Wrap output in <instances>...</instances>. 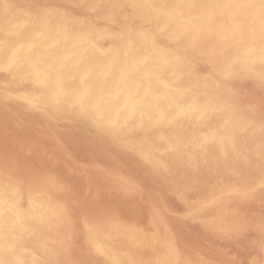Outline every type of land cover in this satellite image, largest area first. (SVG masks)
Returning a JSON list of instances; mask_svg holds the SVG:
<instances>
[{
  "label": "rangeland",
  "instance_id": "374dc122",
  "mask_svg": "<svg viewBox=\"0 0 264 264\" xmlns=\"http://www.w3.org/2000/svg\"><path fill=\"white\" fill-rule=\"evenodd\" d=\"M157 2L160 1L159 0H39V1L38 0H0V12L3 14V16L0 15V32L8 31L12 33L13 31L9 30L10 26L8 25L9 24L8 22H13V21L15 22V20L17 21L18 19L20 21H23L22 22L23 26H27L32 21L35 15L43 11L41 14H43L45 18H49L50 20H52L53 23L56 22H62L65 24L75 23L81 28L87 27L92 29L91 33H93L94 35H96L94 31L97 30L96 40L101 43L103 42L104 45L109 42V44H107L108 48H120V46H122L123 44H129L130 42L131 43L129 45L134 46L135 38L133 37H135L138 33H142L146 38L152 39L155 43L159 45L162 44L161 46H164L167 50H169L170 53L176 54L178 55V57L181 58L182 63L180 66H178V68L166 67V69L164 70V76L167 74L165 76L166 79L174 81L175 88L181 95L180 96L181 98L177 100V103L175 105L179 104L178 102H180L181 99L183 98L185 99L194 98L202 106L201 110L199 111L196 110L193 112H189V110L185 108V106H183L182 107L183 109L182 111H180V113L178 112L177 114L176 113L173 114L174 117H172L173 115L172 116L166 115L168 118L171 116V118H169L168 120V118L164 116L163 119L157 121L158 124L156 123L153 126L152 125L150 126L148 124L149 122L145 123L144 121H141L138 123L139 125L129 127L126 130L116 131L115 129H108V128L104 129L100 127V124L95 119H90V117L87 114L74 110L73 111L70 110L68 112H58L50 108L48 109V107L43 106L40 103L31 101L22 91L21 87H23V85L21 84L16 85L15 83H12V79L14 75L12 74L11 70L0 68V72H1L0 73V85H1L0 86V110H1L0 111V125H1L0 126L1 128L0 129V157H1L0 166L1 168H3L2 169L3 171L0 168V172H1L0 176L2 177V180L4 179L3 180L4 182L6 181V183L15 185L21 191L20 194L23 198L24 203L28 201L30 196L40 194L47 201L51 202L56 210L54 215L55 217L53 216L50 219V221L46 226L47 229H44L43 241H42L43 245H41L40 249H37V253L39 254V255L37 254L38 264L40 263L49 264L50 262L51 264H63V263L65 264V262H67L66 264H72V263L73 264H104V263L130 264L131 262H132L131 264H140V263L141 264H195L196 262H197L196 264H200V263L201 264H257V263L264 264V168H263L264 167V153H263L264 152L263 151L264 150V137H263L264 136V93H263L264 78L261 77L262 75L264 77V72H262V69L264 68L258 66V65H264L263 62L264 60L260 61V57L264 56V51H263L264 43H262L264 42V26H262V24L264 23V10H263L264 0H205L204 5L198 6L199 8L194 6L191 7L188 6L186 7V10L181 9V12L179 13L174 12L173 13L174 15L168 14V16L162 15L158 11V8L160 6L165 7L166 3L160 5V3ZM101 5L104 6L102 7ZM71 6L73 8H71ZM256 7L259 8L257 9ZM228 8H230V10ZM207 13H209V16L205 18L204 16ZM256 13L257 15H255ZM128 14H130V16ZM198 15L199 17H197ZM178 19H180V21ZM129 20L130 22H127ZM185 20L186 22H184ZM201 20H205V21H201ZM249 20L251 24L249 23ZM126 23H128V25ZM157 25L159 26L156 27ZM169 25L170 27H168ZM250 25H252L253 27ZM219 26L222 27L220 28ZM117 27H119V29ZM156 28H158V30ZM175 28L178 29L175 30ZM209 31H211L212 33ZM231 31H233V33ZM176 32L177 33L179 32L181 35L176 34ZM235 33H237L238 35ZM156 34L158 35L160 34L159 37L163 40L162 42H160L161 39L159 37L158 38L156 37L158 36ZM170 35H172L171 36L172 38H170ZM229 35L232 37H230ZM210 49L212 50L211 53L209 52ZM206 50L207 52L203 54ZM238 51L240 52L238 53ZM183 53L184 55H182ZM206 59L208 61H206ZM253 59L255 60L253 61ZM197 60L199 62H197ZM197 65L198 66L200 65L199 68ZM246 65H250L251 67ZM247 67L250 68L248 69ZM256 68L259 71H257ZM228 69L230 70L229 71L230 73L228 72ZM241 70L242 71L245 70L243 71L244 74L241 73L242 72ZM256 72L257 73L260 72V73L257 74ZM8 73L10 75H8ZM6 76H8L7 78H9L10 80L7 79ZM3 79L6 81H4ZM209 80H211V82ZM213 80L216 81L217 83L216 82L214 83ZM187 81H190L191 83L187 84L186 83ZM239 83L240 84L243 83V84L239 86L240 85ZM226 84H228V86ZM220 86L223 88H221ZM207 91L209 93H207ZM23 98L28 101L24 100ZM222 99H224V102ZM5 101L7 102L5 103ZM20 103L23 106L20 105ZM23 103H25V105ZM221 105L223 106V108ZM15 106L19 108L17 109L15 108ZM7 109L9 110V112H7L8 111ZM225 109L228 110V113L226 112L227 110ZM215 111H217L218 113ZM200 112L203 113V115ZM257 112H259L260 114L262 113L261 114L262 116H260V114H258ZM13 113L17 114L18 117ZM200 116L201 117L204 116V117L201 118ZM38 117L42 119L41 122ZM87 117H89V119ZM196 117L199 119L198 120L195 119ZM6 118L8 119L11 118V120H6ZM180 118L182 121L180 120ZM238 118H240V120ZM223 120L226 121L224 122ZM7 121L8 123H6ZM195 121H197V124ZM241 121L242 122L244 121L243 122L244 124H242ZM235 122H237L236 125ZM241 124L243 125V127ZM15 126L17 127L19 126V129ZM201 126L203 128H200ZM258 126L260 128H258ZM62 128L64 129V131ZM20 129L23 130L21 131ZM141 129L143 131H141ZM228 129L230 130V132L228 131ZM249 129L252 133L249 131ZM137 130L138 132H136ZM246 130L249 132H247ZM23 133H25V135ZM228 134L230 136H228ZM205 135L206 138L204 139ZM172 136H174V138ZM189 137H190V141H189ZM103 138H105L106 140ZM108 139H112V142L111 140ZM21 141L23 142L21 143ZM251 141H253L254 143ZM122 144L123 145L125 144V146H123ZM249 144L250 146H252L250 148L251 150L249 149L250 147ZM198 145L199 147H197ZM219 145L222 148L219 147ZM154 148L156 151L154 150ZM143 157L144 159L145 158L146 159L144 160ZM194 159L196 160L194 161ZM228 161L230 162V164ZM261 163L263 164L260 165ZM7 164L8 166L11 164V167H8ZM142 164H144L143 165L144 167L142 166ZM212 166L214 169L212 168ZM138 167L141 169H139ZM97 168H99L100 170ZM5 169L8 171H6ZM164 169L167 170V172L164 171ZM100 172L103 175H101ZM10 173L12 174L14 173L15 176L14 174L12 175ZM7 174L14 179L12 180V182H9L11 181L10 177H9L10 179L9 178L5 179L6 177H8ZM107 176L109 179L107 178ZM168 177L171 178L169 179ZM175 177L178 178L176 179ZM226 179L228 182L226 181ZM160 180L162 181L160 182ZM163 187H165V190ZM181 187L182 188L185 187L186 189L185 188L182 189ZM213 187H215V189ZM158 192L160 194V195L158 194L159 196L157 195ZM152 198L155 199L157 198L158 201ZM249 200L250 202H248ZM237 203L239 206L237 205ZM201 205H205V206L208 205V206L206 208H204L205 206L204 207L202 206L201 208H199L201 210H199L198 207H200ZM229 205H231L230 206L231 208L229 207ZM155 210H156V214H155ZM190 211L191 213H189ZM192 211L194 212V215ZM115 215L116 217H114ZM122 216L124 217L122 218ZM119 217L122 218V219L120 218V222L118 221ZM127 218H129L130 220ZM100 221H102L103 223ZM125 222H127L129 225H127V223ZM53 224L55 225V228ZM150 224L154 227L152 228ZM100 225H102V227ZM68 228L70 229L68 230ZM109 228L111 229L113 228V229L109 230ZM99 229H102L104 231L102 230L100 231ZM130 229L134 231L131 230L132 231L131 232ZM84 231L86 232V234ZM123 231L125 234L123 233ZM139 232L141 233V235ZM105 233H107V235H104ZM78 234L79 235L81 234L82 237L77 236ZM132 234L135 235L132 236ZM147 234L149 235V237ZM137 235H139L140 237H138ZM63 236H65L66 238H64ZM127 237H129V239ZM47 238H49L50 240ZM115 238L116 239L118 238V240H116ZM112 239L114 240L113 242H111ZM137 240L138 243L136 242ZM106 241L110 242V244L108 242L106 243ZM62 244L63 245L66 244L64 245L65 247ZM173 244L175 245L173 246ZM142 245L143 247H141ZM118 246L120 247V249H118L119 248ZM112 247L113 249H111ZM130 249L132 250L130 251ZM147 249H149L150 251L149 250L147 251ZM259 249L260 251L258 252ZM72 252L73 253L77 252V253L73 254ZM53 254L55 255L57 254L56 260H52L55 259V255ZM116 254H118L119 256ZM90 255L92 259L90 258ZM59 257H61L60 261H58ZM66 257L69 259L67 260ZM131 257H134L133 261H132L133 258ZM158 257L160 258V260H157L159 259ZM90 259L93 260L94 262L91 261ZM114 259L115 261L117 260L118 262L116 261L117 263H115ZM63 260L66 261L62 262ZM191 260L194 261V263ZM47 261L50 262L47 263ZM101 261H103V263H101ZM105 261H107V263Z\"/></svg>",
  "mask_w": 264,
  "mask_h": 264
},
{
  "label": "bare ground",
  "instance_id": "6f19581e",
  "mask_svg": "<svg viewBox=\"0 0 264 264\" xmlns=\"http://www.w3.org/2000/svg\"><path fill=\"white\" fill-rule=\"evenodd\" d=\"M39 1V0H38ZM160 3H166L165 7L160 6L158 11L165 16L179 13L181 9L186 10L188 6L198 7L204 5L205 0H159ZM6 2V1H5ZM9 2V1H8ZM79 2V1H78ZM207 2V1H206ZM216 2V1H215ZM245 2V1H244ZM247 2V1H246ZM10 3V2H9ZM40 3V2H38ZM58 3V2H57ZM122 3V2H121ZM241 3V2H240ZM251 3V2H250ZM8 4V3H6ZM11 4V3H10ZM256 4V3H255ZM259 4V3H258ZM53 5V4H52ZM110 5V4H109ZM143 5V3H142ZM210 5V4H209ZM225 5V3H224ZM264 5V4H263ZM70 6V5H69ZM85 6V5H84ZM83 6V7H84ZM102 6V5H101ZM104 6V5H103ZM102 6V7H103ZM106 6V5H105ZM138 6V5H137ZM158 6V5H157ZM251 6V5H250ZM253 6V5H252ZM260 6V5H259ZM61 7V6H60ZM125 7V6H124ZM227 7V6H226ZM71 8H73L71 6ZM126 8V7H125ZM199 8V7H198ZM257 8V7H256ZM259 8V7H258ZM257 8V9H258ZM128 9V8H127ZM148 9V8H147ZM227 9V8H226ZM230 10V8H228ZM238 9V8H237ZM246 9V8H245ZM251 9V8H249ZM14 10V9H13ZM42 10V9H41ZM113 10V9H112ZM129 10V9H128ZM248 10V9H247ZM256 10V9H255ZM264 10V8H263ZM33 11V10H32ZM40 11V10H39ZM77 11V10H76ZM79 11V10H78ZM82 11V10H81ZM116 11V10H115ZM192 11V10H191ZM43 12V11H42ZM41 12V13H42ZM122 12V11H120ZM131 12V11H130ZM133 12V11H132ZM141 12V11H140ZM156 12V11H154ZM187 12V11H186ZM194 12V11H193ZM229 12V11H227ZM261 12V11H260ZM40 12L35 15L27 26H23L19 19L13 23L8 22L12 33L8 31L0 32V68L10 69L13 76L12 83L23 85L21 87L24 94L31 101L40 103L48 109L58 112H68L70 110L87 114L90 119H95L102 128L126 130L129 127L139 125L141 121L149 122L151 126L155 125L158 120L164 116L177 114L182 111L185 106L189 112L201 110L202 106L194 99H181L179 104L177 100L181 95L175 88L173 80H167L164 76L166 67L178 68L181 65V58L178 55L170 53L164 46L155 43L152 39L146 38L142 33H138L135 37L134 46L123 44L120 48H108L107 44L96 40L97 30L95 34L91 33L92 29L87 27H79L75 23L65 24L62 22L53 23L49 18H45ZM102 13V12H101ZM106 13V12H105ZM116 13V12H115ZM136 13V12H135ZM254 13V12H253ZM33 14V13H32ZM100 14V13H99ZM134 14V13H133ZM145 14V12H144ZM143 14V15H144ZM155 14V13H154ZM195 14V13H194ZM205 14V13H203ZM0 15L3 14L0 12ZM21 15V14H19ZM82 15V13H81ZM84 15V14H83ZM86 15V14H85ZM88 15V13H87ZM130 16V14H128ZM147 15V14H146ZM145 15V16H146ZM174 15V14H173ZM200 15V14H199ZM199 15L197 17H199ZM202 15V14H201ZM222 15V14H221ZM247 15V14H245ZM257 15V13L255 14ZM176 16V15H175ZM181 16V15H180ZM209 13L204 17L207 18ZM223 16V15H222ZM134 17V16H133ZM150 17V16H149ZM196 17V16H195ZM213 17V16H212ZM215 17V16H214ZM13 18V17H12ZM130 18V17H129ZM163 18V17H162ZM181 18V17H180ZM191 18V17H190ZM194 18V17H193ZM221 18V17H220ZM232 18V17H231ZM253 18V17H252ZM3 19V18H2ZM16 19V18H15ZM116 19V18H115ZM119 19V18H118ZM117 19V20H118ZM149 19V18H148ZM170 19V18H169ZM202 19V18H201ZM215 19V18H214ZM237 19V18H236ZM255 19V18H254ZM116 20V21H117ZM128 20V19H127ZM163 20V19H162ZM165 20V19H164ZM173 20V19H172ZM180 21V19H178ZM184 20V19H183ZM190 20V19H189ZM193 20V19H192ZM200 20V19H197ZM230 20V19H229ZM161 21V20H160ZM205 21V20H201ZM246 21V20H245ZM261 21V20H260ZM259 21V22H260ZM124 22V21H123ZM127 22H130L127 21ZM141 22V20H140ZM163 22V21H162ZM176 22V21H175ZM174 22V23H175ZM186 22V20L184 21ZM207 22V21H206ZM216 22V21H215ZM220 22V21H219ZM225 22V21H224ZM104 23V22H103ZM119 23V22H118ZM146 23V22H145ZM169 23V22H168ZM249 23L251 24L250 20ZM128 25V23H126ZM160 24V23H159ZM167 24V22H166ZM211 24V23H210ZM209 24V25H210ZM6 25V23H5ZM100 25V22H99ZM103 25V24H102ZM105 25V24H104ZM109 25V24H108ZM121 25V24H119ZM118 25V26H119ZM148 25V24H147ZM151 25V24H150ZM165 25V24H164ZM134 26V24H133ZM140 26V25H139ZM157 25L156 27H158ZM166 26V25H165ZM176 26V25H174ZM229 26V25H228ZM246 26V24H245ZM252 26V25H250ZM264 26V23L262 24ZM127 27V26H126ZM149 27V26H148ZM163 27V25H162ZM170 27V25L168 26ZM205 27V26H204ZM215 27V26H214ZM220 27V26H219ZM222 27V26H221ZM220 27V28H221ZM225 27V26H224ZM253 27V26H252ZM116 28V27H115ZM119 29V27H117ZM173 28V27H172ZM211 28V27H210ZM251 28V27H250ZM158 30V28H156ZM155 29V30H156ZM178 28H175V30ZM195 29V28H194ZM254 29V28H252ZM256 29V28H255ZM154 30V29H153ZM166 30V29H165ZM174 30V29H173ZM180 30V29H179ZM198 30V29H197ZM230 30V29H229ZM244 30V29H243ZM242 30V33H243ZM126 31V30H125ZM135 31V30H134ZM133 31V32H134ZM214 31V30H213ZM220 31V30H219ZM225 31V30H223ZM248 31V30H247ZM132 32V33H133ZM147 32V31H146ZM172 32V31H171ZM183 32V31H181ZM211 32V31H209ZM215 32V31H214ZM233 33V31H231ZM259 32V31H258ZM153 33V32H152ZM151 33V34H152ZM155 33V32H154ZM162 33V32H161ZM164 33V32H163ZM174 33V32H173ZM198 33V32H197ZM212 33V32H211ZM231 33V34H232ZM238 33V32H237ZM235 33V34H237ZM245 33V32H244ZM131 34V33H130ZM135 34V33H134ZM176 34H180L179 32ZM228 34V33H227ZM148 35V33H147ZM158 35V34H156ZM160 35V34H159ZM156 36L157 38L159 37ZM165 35V34H164ZM173 35V34H172ZM170 35V38H172ZM181 35V34H180ZM238 35V34H237ZM241 35V34H240ZM127 36V35H125ZM150 36V35H149ZM169 36V35H168ZM201 36V34H200ZM230 36V35H229ZM155 37V38H156ZM232 37V36H230ZM125 38V37H124ZM156 38V39H157ZM160 38V37H159ZM175 38V37H173ZM177 38V37H176ZM202 38V37H201ZM239 38V37H238ZM106 39V38H105ZM161 39V38H160ZM207 39V38H206ZM234 39V38H233ZM263 39V38H262ZM108 40V39H107ZM165 40V39H164ZM170 40V39H169ZM217 40V39H216ZM244 40V39H243ZM104 41V40H103ZM106 41V40H105ZM159 41V40H158ZM163 40L161 39L160 42ZM179 41V40H178ZM177 41V42H178ZM188 41V40H187ZM191 41V40H190ZM219 41V40H218ZM231 41V40H230ZM236 41V40H235ZM239 41V40H238ZM116 42V41H115ZM119 42V41H118ZM117 42V43H118ZM169 42V41H168ZM201 42V41H200ZM203 42V41H202ZM212 42V41H211ZM233 42V41H232ZM125 43V42H124ZM192 43V42H191ZM199 43V42H198ZM209 43V42H208ZM219 43V42H218ZM234 43V42H233ZM264 43V42H262ZM261 43V44H262ZM122 44V43H119ZM170 44V43H169ZM193 44V43H192ZM197 44V43H196ZM203 44V43H202ZM211 44V43H210ZM182 45V44H181ZM215 45V44H213ZM179 46V44H178ZM186 46V45H185ZM190 46V45H189ZM199 46V45H198ZM241 46V45H240ZM239 46V47H240ZM248 46V45H247ZM264 46V45H263ZM246 47V46H245ZM256 47V46H255ZM190 48V47H189ZM213 48V47H212ZM234 48V47H233ZM237 48V47H236ZM241 48V47H240ZM261 48V47H260ZM188 49V47H187ZM197 49V47H196ZM195 49V50H196ZM206 49V48H205ZM215 49V48H214ZM230 49V48H229ZM253 49V48H252ZM183 50V49H182ZM194 50V51H195ZM222 50V49H221ZM242 50V49H241ZM244 50V49H243ZM179 51V50H178ZM177 51V52H178ZM186 51V50H185ZM189 51V50H188ZM197 51V50H196ZM199 51V50H198ZM203 51V49H202ZM210 49V53H211ZM245 51V50H244ZM264 51V50H263ZM207 50L203 53L205 54ZM215 52V50H214ZM234 52V51H233ZM240 51H238L239 53ZM249 52V51H248ZM247 52V53H248ZM261 52V51H260ZM182 53V52H181ZM192 53V52H191ZM195 53V52H194ZM199 53V52H198ZM226 53V52H225ZM252 53V52H251ZM179 54V53H178ZM180 55V54H179ZM184 55V53L182 54ZM190 55V54H189ZM208 55V54H207ZM238 55V54H237ZM236 55V56H237ZM248 55V54H247ZM195 56V55H194ZM226 56V55H225ZM257 56V55H256ZM184 57V56H183ZM188 57V56H187ZM193 57V56H191ZM223 57V56H222ZM234 57V56H233ZM264 57V56H263ZM260 57V61L264 60ZM200 58V56H199ZM203 58V57H202ZM239 58V57H238ZM250 58V57H249ZM248 58V59H249ZM256 58V57H255ZM189 59V58H188ZM195 59V57H194ZM217 59V57H216ZM246 59V60H248ZM199 60V59H198ZM197 60V62H199ZM219 60V59H218ZM255 59H253L254 61ZM257 60V59H256ZM194 61V60H193ZM206 61H208L206 59ZM215 61V60H214ZM252 61V62H253ZM196 62V61H195ZM223 62V61H222ZM235 62V60H234ZM247 62V61H246ZM264 62V61H263ZM191 63V62H190ZM208 63V62H207ZM210 63V62H209ZM188 64V63H187ZM206 64V62H205ZM224 64V63H223ZM232 64V63H231ZM250 64V63H249ZM253 64V63H252ZM258 64V61H257ZM234 65V64H233ZM242 65V64H240ZM245 65V64H244ZM256 65V64H255ZM198 66V65H197ZM200 66V65H199ZM198 66V68H199ZM237 66V65H236ZM250 66V65H246ZM253 66V65H252ZM264 68V65H258ZM257 66V67H258ZM192 67V66H191ZM219 67V66H218ZM232 67V66H231ZM240 67V66H239ZM251 67V66H250ZM249 67V68H250ZM214 68V67H212ZM216 68V67H215ZM230 68V67H229ZM241 68V67H240ZM248 68V67H247ZM248 68V69H249ZM255 68V66H254ZM261 68V69H262ZM197 69V68H196ZM259 69V68H258ZM169 70V69H168ZM172 70V69H171ZM174 70V69H173ZM189 70V69H188ZM209 70V69H208ZM232 70V68H231ZM257 70V68H256ZM264 69H262V72ZM230 70L228 69V72ZM236 71V70H235ZM242 71V70H241ZM245 71V70H243ZM243 71L241 72L242 74ZM251 71V70H250ZM255 71V70H254ZM259 71V70H257ZM261 71V70H260ZM3 72V71H2ZM10 72V74H11ZM172 72V71H171ZM194 72V71H193ZM199 72V71H198ZM261 72V73H262ZM1 73V72H0ZM170 73V72H169ZM197 73V72H196ZM208 73V72H207ZM230 73V72H229ZM240 73V74H241ZM249 73V72H248ZM257 73V72H256ZM260 73V72H258ZM257 73V74H258ZM8 73V75H10ZM213 74V73H212ZM211 74V75H212ZM228 74V73H227ZM255 74V73H254ZM256 74V75H257ZM175 75V74H174ZM200 75V74H199ZM206 75V74H205ZM208 75V74H207ZM221 75V74H220ZM238 75V74H237ZM253 75V74H252ZM260 75V74H259ZM187 76V75H185ZM192 76V75H191ZM223 76V75H222ZM261 76V75H260ZM8 76H6L7 78ZM168 77V76H167ZM170 77V76H169ZM202 77V76H201ZM238 77V76H237ZM262 78L263 75L261 76ZM3 78V76H2ZM200 78V77H199ZM198 78V79H199ZM205 78V77H204ZM209 78V77H208ZM211 78V77H210ZM215 78V77H214ZM233 78V76H232ZM236 78V77H235ZM243 78V77H242ZM241 78V79H242ZM9 79V78H7ZM196 79V78H195ZM216 79V78H215ZM214 79V80H215ZM4 80V79H3ZM10 80V79H9ZM176 80V79H175ZM201 80V79H200ZM212 80V79H211ZM211 80H209L211 82ZM213 80V81H214ZM223 80V78H222ZM6 81V80H4ZM15 81V82H14ZM184 81V80H183ZM212 81V82H213ZM252 81V80H251ZM260 81V80H259ZM204 82V81H203ZM216 81H214L215 83ZM226 82V81H225ZM235 82V81H234ZM250 82V81H249ZM248 82V83H249ZM191 83L190 81L186 82ZM205 83V82H204ZM202 83V84H204ZM217 83V82H216ZM227 83V82H226ZM236 83V82H235ZM259 83V82H258ZM230 84V83H228ZM228 84H226L228 86ZM240 84V83H239ZM243 84V83H241ZM241 84L239 86H241ZM260 84V83H259ZM11 85V83H10ZM236 85V84H235ZM234 85V87H235ZM249 85V84H248ZM1 86V85H0ZM6 86V85H3ZM200 86V85H199ZM202 86V85H201ZM224 86V85H223ZM233 86V84H232ZM250 86V85H249ZM264 86V85H263ZM262 86V87H263ZM15 87V86H14ZM187 87V86H186ZM221 87V86H220ZM219 87V88H220ZM259 87V85H258ZM18 88V87H17ZM16 88V89H17ZM217 88V87H216ZM223 88V87H221ZM230 88V87H229ZM238 88V87H237ZM5 89V88H4ZM9 89V88H8ZM185 89V88H184ZM228 89V88H227ZM261 89V88H260ZM238 90V89H237ZM262 90V89H261ZM5 91V90H4ZM11 91V89H10ZM200 91V90H199ZM228 91V90H227ZM230 91V90H229ZM263 91V90H262ZM212 92V91H211ZM220 92V91H219ZM231 92V91H230ZM207 93H209L207 91ZM225 93V92H224ZM232 93V92H231ZM239 93V92H237ZM241 93V92H240ZM264 93V92H263ZM19 94V93H18ZM244 94V93H243ZM186 95V94H185ZM236 95V94H235ZM234 95V96H235ZM239 95V94H238ZM17 96V94H16ZM23 96V95H22ZM200 96V95H197ZM204 96V95H203ZM202 96V97H203ZM183 97V96H182ZM230 97V96H229ZM232 97V96H231ZM236 97V96H235ZM2 98V96H1ZM215 98V97H214ZM224 98V97H222ZM237 98V97H236ZM11 99V98H10ZM24 99V98H23ZM212 99V98H211ZM220 99V96H219ZM233 99V98H232ZM242 99V98H241ZM26 100V99H24ZM29 100V101H30ZM199 100V99H198ZM224 102V99H222ZM226 100V99H225ZM235 100V99H234ZM247 100V99H246ZM14 101V100H13ZM28 101V100H26ZM207 101V100H206ZM212 101V100H211ZM214 101V100H213ZM243 101V100H242ZM4 102V101H3ZM7 101H5L6 103ZM233 102V101H232ZM12 103V102H11ZM213 103V102H212ZM217 103V102H216ZM219 103V101H218ZM13 104V103H12ZM25 105V103H23ZM211 104V103H210ZM230 104V103H229ZM20 105H22L20 103ZM18 105V106H20ZM36 105V104H34ZM208 105V104H206ZM212 105V104H211ZM220 105V104H218ZM243 105V104H242ZM2 106V105H1ZM17 106V105H16ZM15 106V108H17ZM23 106V105H22ZM42 106V107H43ZM222 106V105H221ZM244 106V105H243ZM257 106V105H256ZM26 107V106H25ZM39 107V106H38ZM45 107V108H46ZM210 107V106H209ZM214 107V106H213ZM220 107V106H219ZM227 107V106H226ZM230 107V106H229ZM255 107V106H254ZM263 107V106H262ZM5 108V107H4ZM11 108V107H10ZM9 108V109H10ZM19 108V107H18ZM17 108V109H18ZM22 108V107H21ZM24 108V107H23ZM27 108V107H26ZM216 108V107H215ZM218 108V107H217ZM223 108V106H222ZM206 109V108H205ZM232 109V107H231ZM260 109V108H259ZM6 110V109H5ZM8 110V109H7ZM15 110V109H14ZM204 110V109H203ZM209 110V109H208ZM227 110V109H225ZM223 110V111H225ZM1 111V110H0ZM11 111V110H10ZM26 111V110H23ZM71 111V112H72ZM232 111V110H230ZM229 111V113H230ZM238 111V110H237ZM263 111V110H262ZM9 112V110L7 111ZM204 112V111H203ZM217 112V111H215ZM214 112V113H215ZM228 113V110L226 111ZM6 113V112H5ZM197 113V112H196ZM201 113V112H200ZM208 113V112H207ZM218 113V112H217ZM234 113V112H233ZM232 113V114H233ZM238 113V112H237ZM260 114L259 112H257ZM15 114V113H13ZM66 114V113H65ZM71 114V113H70ZM203 115V113H201ZM200 114V115H201ZM213 114V113H212ZM262 114V113H261ZM260 114V116H262ZM17 116V114H15ZM14 115V117H15ZM56 115V114H55ZM206 115V114H205ZM210 115V114H209ZM229 115V114H228ZM252 115V114H251ZM13 116V115H12ZM66 116V115H65ZM166 116V118H168ZM171 116L169 118H171ZM193 116V115H192ZM217 116V115H216ZM224 116V115H223ZM227 116V115H226ZM2 117V116H1ZM6 117V116H5ZM18 117V116H17ZM89 117H87L89 119ZM174 117V115L172 116ZM201 117V116H200ZM204 117V116H202ZM201 117V118H202ZM239 117V115H238ZM248 117V116H247ZM246 117V118H247ZM39 118V117H38ZM86 118V117H85ZM168 118V120H169ZM225 118V117H224ZM179 119V118H178ZM191 119V118H190ZM199 119V118H195ZM219 119V118H218ZM221 119V118H220ZM240 120V118H238ZM3 120V119H2ZM6 120H11L6 118ZM19 120V119H18ZM41 122V118H39ZM87 120V119H86ZM94 120V121H95ZM167 120V121H168ZM173 120V119H172ZM181 120V118H180ZM187 120V119H186ZM205 120V119H204ZM211 120V119H210ZM209 120V121H210ZM215 120V118H214ZM237 120V119H236ZM235 120V121H236ZM261 120V119H260ZM46 121V120H45ZM93 121V120H91ZM90 121V122H91ZM175 121V120H174ZM182 121V120H181ZM200 121V120H199ZM212 121V120H211ZM224 121V120H223ZM226 121V120H225ZM224 121V122H225ZM249 121V119H248ZM15 122V121H14ZM20 122V121H19ZM194 122V121H193ZM192 122V123H193ZM197 124V121H195ZM208 122V121H207ZM219 122V120H218ZM222 122V121H221ZM220 122V123H221ZM240 122V121H238ZM242 122V121H241ZM244 122V121H243ZM242 122V124H244ZM8 123V121L6 122ZM61 123V122H60ZM89 123V122H88ZM161 123V122H160ZM177 123V122H176ZM217 123V122H216ZM234 123V122H233ZM237 122H235L236 125ZM248 123V122H247ZM246 123V124H247ZM253 123V122H252ZM259 123V122H258ZM263 123V121H262ZM261 123V124H262ZM3 124V123H2ZM15 124V123H14ZM158 124V123H157ZM172 124V123H171ZM185 124V123H184ZM208 124V123H207ZM241 124V125H242ZM254 124V123H253ZM7 125V124H6ZM17 125V124H16ZM22 125V124H21ZM162 125V124H161ZM231 125V124H230ZM239 125V124H238ZM237 125V126H238ZM1 126V125H0ZM3 126V125H2ZM10 126V125H9ZM168 126V125H167ZM172 126V125H171ZM179 126V125H178ZM263 126V125H262ZM8 127V126H7ZM17 127V126H15ZM99 127V129H100ZM138 127V126H137ZM180 127V126H179ZM186 127V126H185ZM190 127V126H189ZM197 127V126H196ZM195 127V128H196ZM213 127V126H212ZM217 127V126H216ZM228 127V126H227ZM243 127V125H242ZM252 127V126H251ZM19 129V126L17 127ZM135 128V127H134ZM174 128V127H173ZM172 128V129H173ZM191 128V127H190ZM200 128H203L202 126ZM206 128V127H205ZM211 128V127H209ZM234 128V127H233ZM258 128H260L258 126ZM1 129V128H0ZM6 129V128H5ZM63 129V128H62ZM87 129V128H86ZM98 129V128H97ZM145 129V128H144ZM168 129V128H167ZM226 129V128H225ZM236 129V127H235ZM238 129V128H237ZM15 130V129H14ZM21 130V129H20ZM23 130V129H22ZM21 130V131H22ZM73 130V129H72ZM75 130V128H74ZM114 130V131H115ZM202 130V129H201ZM210 130V129H209ZM234 130V129H233ZM232 130V131H233ZM241 130V129H240ZM25 131V130H24ZM64 131V129H63ZM102 131V130H101ZM112 131V130H111ZM140 131V130H139ZM141 131H143L141 129ZM214 131V128H213ZM230 132V130L228 129ZM236 131V130H235ZM247 131V130H246ZM250 131V129H249ZM247 131V132H249ZM3 132V131H2ZM91 132V131H90ZM121 132V131H120ZM127 132V131H125ZM131 132V131H130ZM129 132V133H130ZM138 132V130L136 131ZM158 132V131H157ZM181 132V131H180ZM193 132V131H192ZM207 132V131H206ZM251 132V131H250ZM16 133V132H15ZM61 133V132H60ZM93 133V132H92ZM133 133V132H132ZM164 133V132H163ZM186 133V132H185ZM190 133V132H189ZM201 133V132H200ZM223 133V132H222ZM238 133V132H237ZM252 133V132H251ZM263 133V132H262ZM25 135V133H23ZM104 134V133H103ZM131 134V133H130ZM129 134V135H130ZM135 134V133H134ZM170 134V133H167ZM196 134V133H195ZM198 134V132H197ZM208 134V133H207ZM211 134V133H210ZM218 134V133H217ZM261 134V133H260ZM94 135V134H93ZM115 135V134H114ZM117 135V134H116ZM133 135V134H132ZM131 135V136H132ZM144 135V134H143ZM185 135V134H184ZM194 135V134H193ZM204 135V134H203ZM231 135V133H230ZM228 134V136H230ZM236 135V134H235ZM234 135V136H235ZM257 135V134H256ZM95 136V135H94ZM102 136V135H101ZM106 136V135H105ZM120 136V135H119ZM150 136V135H149ZM162 136V135H161ZM182 136V135H180ZM210 136V135H209ZM218 136V135H217ZM238 136V135H237ZM263 136V135H262ZM13 137V136H12ZM19 137V136H18ZM25 137V136H23ZM29 137V136H28ZM154 137V134H153ZM174 138V136H172ZM204 137V136H203ZM211 137V136H210ZM236 137V136H235ZM245 137V136H244ZM249 137V136H248ZM253 137V136H252ZM251 137V138H252ZM264 137V136H263ZM14 138V137H13ZM27 138V136H26ZM122 138V137H121ZM141 138V137H140ZM143 138V137H142ZM145 138V137H144ZM148 138V137H147ZM165 138V137H164ZM187 138V137H185ZM196 138V137H195ZM201 138V137H200ZM206 138V135L204 139ZM261 138V137H260ZM259 138V139H260ZM12 139V138H11ZM29 139V138H28ZM97 139V138H96ZM105 139V138H103ZM113 139V138H112ZM112 139H108L111 140ZM152 139V138H151ZM158 139V138H157ZM177 139V138H176ZM182 139V138H181ZM250 139V138H249ZM256 139V138H255ZM16 140V139H15ZM22 140V139H21ZM106 140V139H105ZM139 140V139H138ZM137 140V141H138ZM161 140V139H160ZM207 140V139H206ZM209 140V139H208ZM217 140V139H216ZM215 140V141H216ZM251 140V139H250ZM253 140V139H252ZM257 140V139H256ZM116 141V140H115ZM120 141V140H119ZM131 141V140H130ZM188 141V139H187ZM190 141V137H189ZM241 141V140H240ZM263 141V140H262ZM23 141H21L22 143ZM108 142V141H107ZM114 142V141H113ZM117 142V141H116ZM133 142V141H132ZM154 142V141H153ZM180 142V141H179ZM253 142V141H251ZM25 143V142H24ZM92 143V142H91ZM94 143V142H93ZM97 143V142H96ZM99 143V141H98ZM102 143V142H101ZM105 143V142H104ZM123 143V142H122ZM144 143V142H143ZM169 143V142H168ZM191 143V142H188ZM201 143V142H200ZM203 143V142H202ZM205 143V142H204ZM216 143V142H215ZM236 143V142H235ZM238 143V142H237ZM244 143V142H243ZM248 143V142H247ZM254 143V142H253ZM260 143V142H259ZM53 144V143H52ZM107 144V143H106ZM115 144V143H114ZM120 144V143H119ZM126 144V143H125ZM125 144L123 146H125ZM137 144V142H136ZM170 144V143H169ZM172 144V142H171ZM206 144V143H205ZM212 144V143H211ZM220 144V143H219ZM103 145V144H102ZM133 145V144H132ZM186 145V144H185ZM196 145V144H195ZM216 145V144H215ZM227 145V144H226ZM236 145V144H235ZM242 145V143H241ZM92 146V145H91ZM95 146V145H94ZM98 146V145H97ZM120 146V145H119ZM127 146V145H126ZM135 146V145H134ZM152 146V145H151ZM177 146V145H176ZM208 146V145H207ZM210 146V144H209ZM239 146V145H238ZM247 146V145H246ZM250 146V144H249ZM254 146V145H253ZM115 147V146H114ZM147 147V146H146ZM171 147V145H170ZM199 147V145L197 146ZM196 147V148H197ZM219 147H221L219 145ZM242 147V146H241ZM252 146L249 147V149ZM263 147V146H262ZM96 148V147H94ZM98 148V147H97ZM124 148V147H121ZM130 148V147H129ZM149 148V147H148ZM151 148V147H150ZM153 148V147H152ZM194 148V146H193ZM208 148V147H207ZM222 148V147H221ZM238 148V147H237ZM246 148V147H245ZM99 149V148H98ZM138 149V148H137ZM159 149V148H158ZM171 149V148H170ZM174 149V148H173ZM172 149V150H173ZM178 149V148H177ZM213 149V148H212ZM230 149V147H229ZM228 149V150H229ZM239 149V148H238ZM92 150V149H91ZM96 150V149H95ZM124 150V149H123ZM126 150V149H125ZM155 150V148H154ZM164 150V149H163ZM188 150V149H186ZM210 150V148H209ZM221 150V149H220ZM248 150V149H247ZM251 150V149H250ZM261 150V149H260ZM108 151V150H106ZM110 151V150H109ZM117 151V150H116ZM119 151V150H118ZM130 151V150H129ZM128 151V152H129ZM156 151V150H155ZM161 151V150H160ZM196 151V150H195ZM237 151V150H236ZM244 151V150H243ZM249 151V150H248ZM254 151V150H253ZM256 151V150H255ZM264 151V150H263ZM96 152V151H95ZM123 152V151H121ZM144 152V150H143ZM153 152V151H152ZM159 152V151H157ZM168 152V151H166ZM230 152V151H229ZM252 152V151H250ZM105 153V152H104ZM146 153V151H145ZM161 153V152H159ZM189 153V152H188ZM203 153V152H202ZM221 153V152H220ZM228 153V152H227ZM245 153V152H244ZM262 153V152H261ZM264 153V152H263ZM131 154V153H130ZM129 154V155H130ZM134 154V153H133ZM142 154V153H141ZM140 154V157H141ZM232 154V153H231ZM250 154V153H248ZM119 155V154H118ZM137 155V154H136ZM135 155V156H136ZM160 155V154H159ZM168 155V154H167ZM188 155V154H187ZM214 155V154H213ZM220 155V154H219ZM233 155V154H232ZM245 155V154H244ZM254 155V154H253ZM109 156V155H108ZM123 156V155H122ZM131 156V155H130ZM145 156V155H144ZM148 156V155H147ZM164 156V155H163ZM191 156V153H190ZM216 156V155H215ZM223 156V154H222ZM228 156V155H227ZM241 156V155H240ZM243 156V155H242ZM116 157V155H115ZM181 157V156H180ZM203 157V156H202ZM235 157V156H234ZM253 157V156H252ZM1 158V157H0ZM121 158V157H120ZM136 158V157H135ZM189 158V157H188ZM215 158V157H214ZM257 158V157H256ZM126 159V158H125ZM144 159V157H143ZM146 159V158H145ZM144 159V160H145ZM235 159V158H234ZM243 159V158H242ZM245 159V158H244ZM112 160V159H111ZM117 160V159H115ZM114 160V161H115ZM136 160V159H135ZM134 160V161H135ZM150 160V159H149ZM177 160V159H176ZM196 159H194L195 161ZM209 160V159H208ZM214 160V159H213ZM218 160V159H217ZM230 160V158H229ZM3 161V160H2ZM113 161V162H114ZM119 161V160H118ZM128 161V160H127ZM132 161V160H131ZM155 161V159H154ZM179 161V159H178ZM211 161V160H210ZM5 162V160H4ZM9 162V161H8ZM229 162V161H228ZM92 163V162H91ZM116 163V162H115ZM130 163V162H129ZM142 163V162H140ZM149 163V162H148ZM2 164V163H1ZM4 164V163H3ZM120 164V163H119ZM122 164V163H121ZM131 164V163H130ZM156 164V163H155ZM203 164V163H200ZM206 164V163H205ZM217 164V163H216ZM230 164V162H229ZM239 164V163H238ZM237 164V165H238ZM261 163L260 165H262ZM144 164H142L143 166ZM180 165V163H179ZM198 165V164H197ZM232 165V164H231ZM246 165V164H245ZM255 165V164H254ZM258 165V164H257ZM256 165V166H257ZM6 166V164H5ZM8 166V164H7ZM114 166V165H113ZM125 166V164H124ZM140 166V165H139ZM156 166V165H155ZM200 166V165H199ZM229 166V165H228ZM3 167V165H2ZM11 167V164L8 166ZM128 167V165H127ZM144 167V166H143ZM245 167V166H244ZM1 168V166H0ZM14 168V167H13ZM11 168V169H13ZM92 168V167H91ZM112 168V167H111ZM139 168V167H138ZM147 168V167H146ZM192 168V167H191ZM211 168V166H210ZM213 168V166H212ZM223 168V167H222ZM252 168V167H249ZM264 168V167H263ZM3 168H1L2 170ZM7 169V168H6ZM5 169V170H6ZM16 169V168H15ZM89 169V168H88ZM99 169V168H97ZM125 169V168H124ZM135 169V168H134ZM141 169V168H139ZM214 169V168H213ZM221 169V168H220ZM227 169V168H226ZM241 169V168H240ZM259 169V168H258ZM100 170V169H99ZM98 170V171H99ZM129 170V169H128ZM147 170V169H146ZM159 170V169H158ZM229 170V169H228ZM3 171V170H2ZM8 171V170H6ZM5 171V172H6ZM96 171V170H95ZM104 171V170H103ZM133 171V170H132ZM167 172V170L164 169ZM208 171V170H207ZM227 171V170H224ZM223 171V173H224ZM251 171V170H250ZM11 172V171H10ZM92 172V171H91ZM1 173V172H0ZM9 173V172H8ZM99 173V172H98ZM148 173V172H147ZM194 173V172H193ZM222 173V174H223ZM238 173V172H237ZM12 174V173H10ZM14 174V173H13ZM12 174V175H13ZM18 174V173H17ZM95 174V173H94ZM101 174V172H100ZM159 174V173H158ZM173 174V173H172ZM198 174V173H197ZM211 174V173H210ZM217 174V173H216ZM228 174V173H227ZM254 174V173H253ZM252 174V175H253ZM8 175V174H7ZM11 175V176H12ZM103 175V174H101ZM100 175V176H101ZM119 175V173H118ZM174 175V174H173ZM15 176V174H14ZM204 176V175H203ZM216 176V175H215ZM226 176V175H225ZM232 176V175H231ZM235 176V175H234ZM233 176V177H234ZM249 176V175H248ZM6 177L5 179L9 178ZM13 177V176H12ZM114 177V176H113ZM154 177V176H153ZM152 177V178H153ZM202 177V176H201ZM205 177V176H204ZM210 177V176H209ZM244 177V176H243ZM4 178V177H3ZM11 178V177H10ZM9 178V179H10ZM16 178V177H15ZM89 178V177H88ZM98 178V177H96ZM108 178V176H107ZM155 178V177H154ZM158 178V177H157ZM169 178V177H168ZM171 178V177H170ZM169 178V179H170ZM176 178V177H175ZM178 178V177H177ZM176 178V179H177ZM190 178V177H189ZM193 178V175H192ZM206 178V177H205ZM230 178V177H229ZM228 178V179H229ZM246 178V177H245ZM90 179V178H89ZM109 179V178H108ZM116 179V178H115ZM166 179V178H165ZM164 179V180H165ZM175 179V180H176ZM185 179V178H184ZM208 179V178H207ZM4 180V179H3ZM0 176V264H38L37 249L43 245L44 229L50 219L55 215V207L47 201L42 195L37 194L30 196V200L24 203L21 191L13 184L6 183ZM14 180L11 178V181ZM19 180V179H18ZM17 180V181H18ZM102 180V179H101ZM107 180V179H106ZM151 180V179H150ZM163 180V179H162ZM160 180V182L162 181ZM183 180V179H181ZM193 180V179H192ZM211 180V179H210ZM218 180V179H217ZM243 180V179H242ZM16 181V182H17ZM110 181V180H109ZM116 181V180H115ZM156 181V180H155ZM159 181V180H157ZM168 181V180H167ZM227 181V179H226ZM247 181V180H246ZM260 181V180H259ZM25 182V181H24ZM23 182V183H24ZM34 182V181H33ZM32 182V184H33ZM173 182V181H172ZM171 182V183H172ZM197 182V181H194ZM228 182V181H227ZM248 182V181H247ZM252 182V181H251ZM250 182V183H251ZM14 183V182H13ZM35 183V182H34ZM62 183V182H60ZM156 183V182H155ZM170 183V184H171ZM186 183V182H185ZM189 183V182H188ZM187 183V184H188ZM253 183V182H252ZM256 183V182H255ZM18 184V183H17ZM39 184V182H38ZM90 184V182H89ZM96 184V183H95ZM116 184V183H115ZM118 184V183H117ZM154 184V183H153ZM169 184V185H170ZM174 184V183H173ZM205 184V183H204ZM223 184V183H222ZM236 184V183H235ZM168 185V186H169ZM190 185V184H189ZM249 185V184H248ZM116 186V185H115ZM156 186V185H155ZM240 186V185H239ZM244 186V185H241ZM247 186V185H246ZM30 187V186H29ZM194 187V186H193ZM21 188V187H20ZM121 188V187H120ZM165 190V187H163ZM182 188V187H181ZM185 188V187H184ZM182 188V189H184ZM215 189V187H213ZM222 188V186H221ZM229 188V186H228ZM234 188V187H233ZM232 188V189H233ZM169 189V187H168ZM186 189V188H185ZM192 189V188H191ZM244 189V188H243ZM137 190V189H136ZM194 190V189H193ZM208 190V189H207ZM213 190V189H212ZM211 190V191H212ZM157 191V190H155ZM154 191V192H155ZM195 191V190H194ZM209 191V190H208ZM220 191V190H219ZM251 191V190H250ZM137 192V191H136ZM153 192V193H154ZM163 192V191H162ZM161 192V193H162ZM180 192V191H179ZM184 192V191H183ZM205 192V191H204ZM210 193V192H209ZM220 193V192H219ZM222 193V192H221ZM250 193V192H249ZM24 194V192H23ZM151 194V192H150ZM155 194V193H154ZM159 192L157 193V195ZM165 194V193H164ZM167 194V193H166ZM180 194V193H179ZM196 194V193H195ZM246 194V193H245ZM260 194V193H259ZM156 195V196H157ZM160 195V194H159ZM158 195V196H159ZM162 195V194H161ZM221 195V194H220ZM229 195V194H228ZM233 195V194H232ZM183 196V195H182ZM194 196V195H193ZM226 196V195H225ZM230 196V195H229ZM228 196V197H229ZM261 196V195H260ZM66 197V196H65ZM155 197V196H154ZM175 197V196H174ZM195 197V196H194ZM210 197V196H209ZM182 198V197H181ZM192 198V197H190ZM189 198V199H190ZM227 198V197H226ZM248 198V197H247ZM155 199V198H152ZM179 199V198H178ZM194 199V198H193ZM197 199V198H196ZM145 200V199H144ZM156 201L157 198L155 199ZM154 200V201H155ZM183 200V199H182ZM188 200V198H187ZM236 200V199H235ZM234 200V201H235ZM257 200V199H256ZM155 201V202H156ZM190 201V200H189ZM200 201V200H199ZM198 201V202H199ZM245 201V200H244ZM263 201V200H262ZM72 202V201H71ZM191 202V201H190ZM213 202V201H212ZM224 202V201H223ZM250 202V200L248 201ZM153 203V202H152ZM161 203V202H160ZM165 203V202H164ZM163 204V203H162ZM185 204V203H184ZM202 204V203H201ZM210 204V203H209ZM230 204V203H228ZM160 205V204H159ZM187 205V204H186ZM212 205V204H211ZM217 205V204H216ZM221 205V203H220ZM233 205V204H232ZM235 205V204H234ZM238 205V203H237ZM151 206V205H150ZM164 206V205H163ZM204 207L201 205L199 208ZM208 206V205H207ZM205 206L204 208H206ZM223 206V205H222ZM231 205H229L230 207ZM239 206V205H238ZM160 207V206H159ZM188 207V206H187ZM197 207V206H196ZM228 207V206H226ZM225 207V208H226ZM236 207V206H235ZM155 208V207H154ZM167 208V207H166ZM231 208V207H230ZM165 209V208H164ZM197 209V208H196ZM195 209V210H196ZM203 209V208H202ZM228 209V208H227ZM72 210V209H71ZM162 210V209H161ZM194 210V209H193ZM201 210V209H199ZM233 210V209H232ZM239 210V209H238ZM66 211V210H65ZM165 211V210H164ZM168 211V210H167ZM197 211V210H196ZM195 211V212H196ZM203 211V210H202ZM107 212V211H105ZM166 212V211H165ZM214 212V211H213ZM212 212V213H213ZM58 213V212H57ZM116 213V212H115ZM119 213V211H118ZM153 213V212H152ZM170 213V212H168ZM191 213V211L189 212ZM193 215L194 212L192 211ZM197 213V212H196ZM202 213V212H201ZM106 214V213H105ZM151 214V213H150ZM156 214V210H155ZM204 214V213H203ZM202 214V215H203ZM119 215V214H118ZM121 215V214H120ZM205 215V214H204ZM215 215V214H214ZM151 216V215H150ZM159 216V215H158ZM238 216V215H236ZM55 217V216H54ZM68 217V216H67ZM88 217V216H87ZM116 217V215L114 216ZM124 216H122L123 218ZM198 217V216H197ZM196 217V218H197ZM89 218V217H88ZM119 217V222H120ZM121 218V219H122ZM126 218V217H125ZM124 218V219H125ZM164 218V217H163ZM174 218V217H173ZM176 218V217H175ZM201 218V217H199ZM76 219V218H75ZM129 219V218H127ZM149 219V218H148ZM172 219V218H171ZM116 220V219H115ZM130 220V219H129ZM128 220V221H129ZM169 220V219H168ZM210 220V219H209ZM64 221V220H63ZM113 221V220H112ZM124 221V220H123ZM145 221V220H144ZM173 221V220H172ZM202 221V220H201ZM92 222V221H91ZM94 222V221H93ZM102 222V221H100ZM99 222V224H100ZM111 222V221H110ZM174 222V221H173ZM61 223V222H60ZM68 223V222H67ZM103 223V222H102ZM109 223V222H108ZM127 223V222H125ZM136 223V222H135ZM141 223V222H140ZM69 224V223H68ZM74 224V223H72ZM82 224V223H81ZM84 224V223H83ZM124 224V223H123ZM209 224V222H208ZM229 224V223H228ZM54 225V224H53ZM67 225V224H66ZM80 225V224H79ZM91 225V224H90ZM94 225V223H93ZM104 225V224H103ZM112 225V224H111ZM127 225H129L127 223ZM151 225V224H150ZM157 225V224H156ZM62 226V225H61ZM88 226V225H87ZM96 226V225H95ZM102 227V225H100ZM99 226V227H100ZM105 226V225H104ZM137 226V224H136ZM139 226V225H138ZM152 226V225H151ZM150 226V227H151ZM52 227V226H51ZM69 227V226H68ZM74 227V225H73ZM94 227V226H93ZM109 227V226H108ZM135 227V226H133ZM154 226H152L153 228ZM161 227V226H160ZM165 227V226H164ZM55 228V225H54ZM87 228V227H86ZM97 228V227H95ZM125 228V227H123ZM144 228V227H143ZM70 228H68L69 230ZM76 229V228H75ZM82 229V228H80ZM79 229V230H80ZM113 229V228H112ZM109 228V230H112ZM121 229V228H120ZM119 229V230H120ZM163 229V228H162ZM209 229V228H208ZM54 230V229H53ZM78 230V231H79ZM84 230V229H83ZM100 231L102 229H99ZM107 230V229H106ZM127 230V229H125ZM124 230V231H125ZM132 229H130L131 231ZM140 230V228H139ZM161 230V229H159ZM216 230V229H215ZM57 231V230H56ZM74 231V230H73ZM98 231V230H97ZM99 231V232H100ZM104 231V230H102ZM123 231V233H124ZM134 231V230H132ZM131 231V232H132ZM137 231V230H136ZM145 231V230H144ZM147 231V230H146ZM77 232V230H76ZM85 232V231H84ZM121 232V231H120ZM119 232V233H120ZM128 232V231H127ZM142 232V230H141ZM155 232V231H154ZM79 233V232H78ZM89 233V232H88ZM108 233V232H107ZM105 233L104 235H107ZM117 233V230H116ZM115 233V234H116ZM129 233V232H128ZM140 233V232H139ZM145 233V232H144ZM150 233V232H148ZM166 233V232H165ZM66 234V233H65ZM70 234V233H69ZM72 234V233H71ZM77 234V233H76ZM82 234V231H81ZM81 234L77 236H81ZM86 234V232H85ZM101 234V233H100ZM113 234V235H115ZM121 234V233H120ZM125 234V233H124ZM136 234V232H135ZM134 234V235H135ZM138 234V232H137ZM132 234V236H134ZM141 235V233H140ZM148 235V234H147ZM86 236V235H85ZM111 236V235H110ZM109 236V237H110ZM128 236V235H127ZM140 237L139 235H137ZM143 236V235H142ZM160 236V235H159ZM163 236V235H162ZM161 236V237H162ZM172 236V235H171ZM61 237V236H60ZM66 238L65 236H63ZM82 237V236H81ZM98 237V236H97ZM100 237V236H99ZM103 237V234H102ZM101 237V239H102ZM108 237V236H107ZM106 237V238H107ZM124 237V236H123ZM122 237V238H123ZM149 237V235H148ZM165 237V236H164ZM46 238V236H45ZM55 238V235H54ZM73 238V237H72ZM77 238V237H76ZM84 238V236H83ZM120 238V239H122ZM129 239V237H127ZM137 238V237H135ZM49 239V238H47ZM78 239V238H77ZM116 239V238H115ZM131 239V237H130ZM140 239V238H139ZM166 239V238H164ZM169 239V238H168ZM50 240V239H49ZM65 240V239H64ZM76 240V239H75ZM97 240V239H96ZM99 240V239H98ZM118 240V238L116 239ZM125 240V239H124ZM123 240V242H124ZM127 240V239H126ZM144 240V239H143ZM148 240V239H147ZM171 240V238H170ZM174 240V239H173ZM172 240V241H173ZM60 241V240H59ZM101 241V240H100ZM114 240L112 239L111 242ZM121 241V240H120ZM131 241V240H128ZM160 241V240H159ZM56 242V241H55ZM54 242V243H55ZM61 242V241H60ZM73 242V241H72ZM71 242V243H72ZM81 242V241H80ZM108 241H106L107 243ZM122 242V243H123ZM138 243V240L136 241ZM149 242V241H148ZM162 242V241H161ZM261 242V241H260ZM53 243V244H54ZM59 243V242H58ZM70 243V242H69ZM82 243V242H81ZM103 243V242H102ZM105 243V242H104ZM110 244V242H108ZM117 243V242H116ZM115 243V244H116ZM121 243V244H122ZM143 243V242H142ZM145 243V242H144ZM167 243V242H166ZM174 243V242H173ZM51 244V243H50ZM60 244V243H59ZM67 244V243H66ZM64 244V245H66ZM93 244V243H92ZM119 244V243H118ZM120 244V245H121ZM126 244V243H125ZM132 244V242H131ZM169 244V243H168ZM57 245V243H56ZM61 245V244H60ZM63 245V244H62ZM63 245V246H64ZM101 245V242H100ZM114 245V244H113ZM124 245V244H123ZM135 245V243H134ZM151 245V244H148ZM175 244H173L174 246ZM178 245V244H177ZM261 245V244H260ZM55 246V245H54ZM59 246V245H58ZM70 246V244H69ZM87 246V245H86ZM103 246V245H102ZM145 246V245H144ZM61 247V246H60ZM65 247V246H64ZM88 247V246H87ZM94 247V246H93ZM119 247V246H118ZM143 247V245L141 246ZM140 247V248H141ZM156 247V246H155ZM154 247V248H155ZM162 247V246H160ZM171 247V246H169ZM58 248V247H57ZM117 248V247H114ZM123 248V247H122ZM121 248V249H122ZM148 248V247H147ZM150 248V247H149ZM175 248V247H174ZM172 248V249H174ZM182 248V247H181ZM56 249V247H55ZM60 249V248H59ZM70 249V247H69ZM92 249V248H91ZM100 249V248H99ZM98 249V250H99ZM113 249V247L111 248ZM120 249V247L118 248ZM159 249V248H158ZM162 249V248H161ZM58 250V249H57ZM66 250V249H65ZM63 250V251H65ZM88 250V249H87ZM90 250V249H89ZM95 250V249H94ZM110 250V249H108ZM115 250V249H114ZM113 250V251H114ZM124 250V249H123ZM122 250V251H123ZM126 250V249H125ZM132 249H130L131 251ZM149 249H147L148 251ZM160 250V249H159ZM40 251V250H39ZM103 251V250H102ZM118 251V250H116ZM134 251V250H133ZM150 251V250H149ZM162 251V250H161ZM174 251V250H172ZM171 251V253H172ZM260 249L258 250V252ZM74 252V251H73ZM72 252V253H73ZM94 252V251H93ZM106 252V251H104ZM111 252V251H110ZM121 252V251H120ZM126 252V251H125ZM156 252V251H155ZM164 252V251H163ZM162 252V253H163ZM177 252V251H176ZM54 253V252H53ZM56 253V252H55ZM64 253V252H62ZM68 253V252H67ZM71 253V252H70ZM77 253V252H75ZM73 253V254H75ZM132 253V252H131ZM153 253V252H152ZM175 253V252H174ZM61 254V253H60ZM59 254V256H60ZM86 254V252H85ZM90 254V253H88ZM97 254V253H96ZM105 254V253H104ZM112 254V253H111ZM121 254V253H120ZM127 254V253H126ZM150 254V253H149ZM176 254V253H175ZM186 254V253H185ZM39 255V254H38ZM55 255V254H53ZM57 255V254H56ZM55 255L56 260L57 257ZM63 255V254H62ZM67 255V254H66ZM65 255V256H66ZM114 255V254H113ZM118 255V254H116ZM137 255V254H136ZM158 255V254H157ZM173 255V254H172ZM68 256V255H67ZM76 256V255H75ZM89 256V255H88ZM107 256V254H106ZM119 256V255H118ZM127 256V255H126ZM134 256V255H133ZM144 256V255H143ZM142 256V257H143ZM155 256V254H154ZM187 256V255H186ZM52 257V256H51ZM62 257V256H61ZM59 257L58 261H60ZM122 257V256H121ZM125 257V256H124ZM137 257V256H136ZM160 257V255H159ZM158 257V258H159ZM260 257V256H258ZM67 258V257H66ZM71 258V257H70ZM76 258V257H75ZM91 258V255H90ZM102 258V257H101ZM118 258V257H117ZM130 258V257H129ZM132 261L134 260V257ZM144 258V257H143ZM69 258H67L68 260ZM92 259V258H91ZM90 259V260H91ZM95 259V258H94ZM103 259V258H102ZM141 259V258H140ZM157 259V258H156ZM173 259V258H172ZM176 259V258H175ZM62 260V259H61ZM77 260V259H76ZM124 260V259H123ZM122 260V262H123ZM136 260V259H135ZM146 260V259H145ZM149 260V259H148ZM157 260H160L157 259ZM195 260V259H194ZM40 261V260H39ZM66 261V260H65ZM64 260L62 262H65ZM72 261V260H71ZM93 261V260H91ZM115 261V259H114ZM117 261V260H116ZM115 261V263H117ZM120 261V259H119ZM126 261V260H125ZM138 261V260H137ZM143 261V260H142ZM152 261V260H151ZM172 261V260H170ZM185 261V260H184ZM192 261V260H191ZM260 261V260H259ZM50 262V261H49ZM47 261V263H49ZM94 262V261H93ZM96 262V261H95ZM107 263V261H105ZM141 262V261H140ZM144 262V261H143ZM194 263V261H192ZM261 262V261H260ZM67 262H65L66 264ZM98 263V261H97ZM103 263V261H101ZM132 263V262H131ZM130 263V264H131ZM137 263V262H136ZM147 263V262H146ZM151 263V262H150ZM156 263V262H154ZM159 263V262H158ZM197 263V262H196ZM195 263V264H196ZM41 264V263H40ZM51 264V262L49 263ZM64 264V263H63ZM73 264V263H72ZM105 264V263H104ZM121 264V263H119ZM123 264V263H122ZM127 264V263H126ZM141 264V263H140ZM201 264V263H200ZM258 264V263H257Z\"/></svg>",
  "mask_w": 264,
  "mask_h": 264
}]
</instances>
